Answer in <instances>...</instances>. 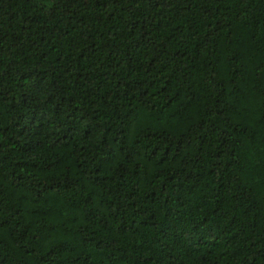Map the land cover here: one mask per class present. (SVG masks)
I'll return each instance as SVG.
<instances>
[{"label":"trees","instance_id":"1","mask_svg":"<svg viewBox=\"0 0 264 264\" xmlns=\"http://www.w3.org/2000/svg\"><path fill=\"white\" fill-rule=\"evenodd\" d=\"M0 264H264V0H0Z\"/></svg>","mask_w":264,"mask_h":264}]
</instances>
